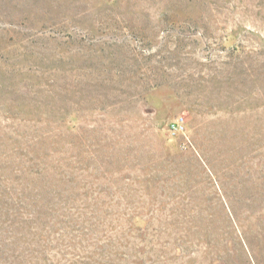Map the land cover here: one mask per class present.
I'll return each instance as SVG.
<instances>
[{
  "label": "rangeland",
  "instance_id": "374dc122",
  "mask_svg": "<svg viewBox=\"0 0 264 264\" xmlns=\"http://www.w3.org/2000/svg\"><path fill=\"white\" fill-rule=\"evenodd\" d=\"M0 264H264V0H0Z\"/></svg>",
  "mask_w": 264,
  "mask_h": 264
},
{
  "label": "built area",
  "instance_id": "2783aa9c",
  "mask_svg": "<svg viewBox=\"0 0 264 264\" xmlns=\"http://www.w3.org/2000/svg\"><path fill=\"white\" fill-rule=\"evenodd\" d=\"M184 129V119L182 116H177L176 118H174L168 126V130L172 133V134H177L182 132Z\"/></svg>",
  "mask_w": 264,
  "mask_h": 264
}]
</instances>
